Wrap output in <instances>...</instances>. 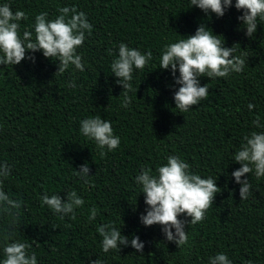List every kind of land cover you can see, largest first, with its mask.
Here are the masks:
<instances>
[{"label": "trees", "instance_id": "obj_1", "mask_svg": "<svg viewBox=\"0 0 264 264\" xmlns=\"http://www.w3.org/2000/svg\"><path fill=\"white\" fill-rule=\"evenodd\" d=\"M5 3L25 12L21 35L33 31L37 14L54 19L65 6L84 12L93 28L77 49L84 71L70 66L55 73L59 62L40 51L29 53L35 62L0 65V162L11 167L3 190L22 201L17 223L0 213V261L4 244L20 241L31 244L37 264H89L97 258L103 264H209V257L221 252L232 264H264V178L241 177L252 188L248 199L240 200V185L231 176L241 166L232 158L244 136L264 131L253 125L257 117L264 125V21L247 37L235 0L222 17L206 15L190 0H0ZM200 24L222 35L234 55L248 56L247 64L227 78L201 76L208 99L179 113L173 99L179 85L158 67L159 58L165 45L193 35ZM121 43L153 54L144 69L133 72L127 108L110 68ZM97 115L110 121L120 138L119 148L105 149L103 156L79 131L82 119ZM170 155L202 178L217 177L221 189L202 222L185 224L189 242L179 248L165 239L161 226L140 222L147 205L135 181L143 168L155 174ZM84 163L90 185L74 174ZM72 190L85 201L75 219L61 218L41 203L45 193L66 198ZM93 206L97 216L89 221ZM103 223L122 224L129 240L138 236L143 253L130 244L104 253L96 232Z\"/></svg>", "mask_w": 264, "mask_h": 264}, {"label": "clouds", "instance_id": "obj_2", "mask_svg": "<svg viewBox=\"0 0 264 264\" xmlns=\"http://www.w3.org/2000/svg\"><path fill=\"white\" fill-rule=\"evenodd\" d=\"M193 5L206 15L214 13L217 17H222L225 11L233 6V0H190V6ZM234 7L242 10L237 19L246 29L245 35L253 38L258 21H264V0H235ZM58 12L59 15L54 19H49L47 12L37 14L33 31L25 30L21 35L20 21L27 19L25 12L13 11L7 3L0 4V65L13 66L25 59L35 62V57L29 53L40 51L44 57L59 62L55 73L62 74L70 66H74L75 70L84 71L82 57L77 49L83 46L85 33L91 35L93 26L86 14L77 11L75 7H61ZM184 37L165 45L158 66L169 70L175 83L179 85L173 94L175 108L179 113L187 112L202 100L208 99L209 88L207 84H200L201 76L215 79L227 78L233 72L240 73L247 64L248 57L234 55V48L224 45L222 35L214 34L205 24H200L193 35ZM152 56L151 51L142 53L124 43L119 45L118 56L113 59L110 68L117 78L116 82L124 90L122 107L127 108L132 102L128 92L132 89L130 82L134 70L144 69ZM69 86L76 87L71 82ZM253 107L252 104L248 105L249 109ZM253 125L257 128L264 127L259 117L253 120ZM79 131L84 137L95 142L101 156L106 154L105 149L110 152L120 146V138L114 134L111 122L99 115L82 119ZM243 139L244 142L232 158L241 166L231 173L235 182L240 185V200L248 199L252 188L249 179L241 177L254 174L257 179L264 178V131H252ZM10 174L11 167L7 162H0V213L8 215L13 223H17L22 201L10 198L3 190V181ZM74 174L85 184H91L87 163L80 165L79 171L75 170ZM216 179L217 177L202 178L192 173L189 163L176 155L168 156L167 163L157 167L155 174L150 168L141 169L135 181L141 188L138 193H144V203L147 207L139 217L140 222L146 227L161 226L165 239L174 242L177 248L188 245L189 237L185 224L195 225L205 219L207 210L214 204L215 195L221 191ZM40 200L42 205L60 214L61 218L70 216L72 219L76 218V210L85 203L75 190L66 193V198L45 193ZM181 215L190 217V220L180 219ZM96 216L97 209L93 206L90 209L89 221H95ZM121 226L117 228L113 223L97 226L96 232L102 237V251L119 252L121 246L130 244L138 253H143L144 243L138 236L129 240L122 234ZM30 248L31 244L27 242L5 243L4 259L0 264H37L36 254L30 253ZM89 264H103V261L98 258L89 259ZM209 264H232V261L221 252L209 257ZM247 264H251V261Z\"/></svg>", "mask_w": 264, "mask_h": 264}]
</instances>
